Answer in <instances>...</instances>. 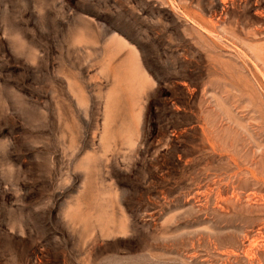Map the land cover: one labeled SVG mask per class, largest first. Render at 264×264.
I'll return each mask as SVG.
<instances>
[{
  "label": "rangeland",
  "instance_id": "374dc122",
  "mask_svg": "<svg viewBox=\"0 0 264 264\" xmlns=\"http://www.w3.org/2000/svg\"><path fill=\"white\" fill-rule=\"evenodd\" d=\"M0 264H264V0H0Z\"/></svg>",
  "mask_w": 264,
  "mask_h": 264
}]
</instances>
